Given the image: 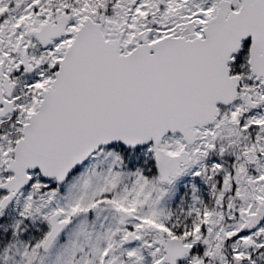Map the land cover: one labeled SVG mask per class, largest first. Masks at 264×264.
I'll return each instance as SVG.
<instances>
[{"label": "snow or ice", "instance_id": "6c2138e0", "mask_svg": "<svg viewBox=\"0 0 264 264\" xmlns=\"http://www.w3.org/2000/svg\"><path fill=\"white\" fill-rule=\"evenodd\" d=\"M0 264H264V0H0Z\"/></svg>", "mask_w": 264, "mask_h": 264}]
</instances>
